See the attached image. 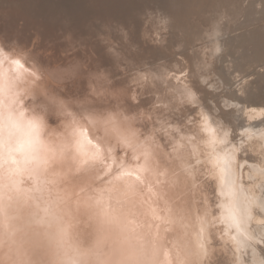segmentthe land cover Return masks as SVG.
Listing matches in <instances>:
<instances>
[{"label": "rangeland", "instance_id": "obj_1", "mask_svg": "<svg viewBox=\"0 0 264 264\" xmlns=\"http://www.w3.org/2000/svg\"><path fill=\"white\" fill-rule=\"evenodd\" d=\"M10 2L15 3L21 11L25 5L34 11L42 12L43 18L39 19H44L60 35L58 38L52 37L48 43L45 40L44 46H41L39 41L41 33L38 30L33 29L36 33L33 37L31 25L25 19L16 13L11 16L0 9V51L4 52L10 61L18 62L19 66L15 69H19L21 77L18 85L14 84L9 72L8 84L6 85L5 81L0 89V100L15 97L14 100L21 102L24 97L30 96L32 101H37L30 109L39 128L36 126V130L48 143L52 154L56 153L58 157L64 154L65 157L55 162L58 176L54 174V177L58 179L48 182L46 186L44 165L39 166L35 163V158L29 155L10 152L13 160L0 164V184L7 185L12 177L17 178L19 175L24 186L30 189L28 191L30 197L26 199L28 204L24 203L26 205L24 207L37 211L40 216L44 214V209H47L44 206L47 207L48 203L53 205L51 199L55 197L52 195L54 187L59 191V193L57 191L59 199L65 201L64 204L71 210L68 209V213H65L54 209L50 214L58 216L63 221L62 225L67 227L69 233L66 238L57 223L38 227L25 224L23 229L16 231L15 237L18 238L22 234L31 236L32 229L38 228L42 238L49 236L54 241L69 238L78 246L77 243L81 245L80 229L83 231L86 227L85 230L88 231L93 227L96 234H91L92 236L87 239L93 240L92 244L96 243L94 248L97 251L93 249L88 253L90 259L88 258V262L85 259L86 264H100L103 257H111V264H120V259L124 260L129 254L128 240L120 231L119 224H113V231L109 230L110 228L106 230L101 224L98 229L93 222L98 213L92 215L89 212L83 217L78 205L93 203L97 209L102 202L100 199L102 195L99 193L104 194V199L108 196L106 193L110 187L114 191L120 189L123 191L129 186L131 188V185H138L141 181L127 177L122 165L117 168L112 166L110 172L108 170V175H94V172L103 171L106 166L108 168L112 160L110 150L106 155L101 154L104 150L98 147L99 143L101 144L99 139L98 145H93L95 128L88 126L90 118L87 117L83 123L77 116L74 123L67 119L69 115L74 114L66 112V109H60L59 103L53 102L57 104L56 107L45 100L49 105L45 109L40 105L44 103L40 101L42 96L45 98L44 85L50 83L48 72L52 68H48L52 65H63L65 61L61 57H65V52L70 54L76 52L78 59L88 65H91V61H97L95 63L99 67L98 70H101L104 77L103 85L109 86L115 92L116 105L122 104L124 113H127L126 116L129 118L130 128L133 129V137L126 136L127 145L112 151L115 153L119 151L117 157L121 158L132 150L140 149L139 160L145 162V165L148 163L142 174L148 175V167L155 173L154 175L149 170L151 175L160 182L159 189L156 187L158 194L155 193V200L165 197L163 201L173 202V206L168 208V216L173 220L169 244L173 262L177 264L180 262V253L187 254L184 247L188 246L192 251V257L199 264L202 263L203 252L208 250L213 251L209 256L213 260H220L222 250H226L228 258L234 256L231 264H239L238 254L245 264H264V221L256 219L261 212L264 218V152L260 150L263 154L259 153L261 157L257 158L252 142L257 135L264 138V105L259 103L264 101V84L260 77H257V73L253 72L257 66L250 67L264 59L258 60L257 56L252 55L253 47L250 43L254 39L260 41L263 36L260 34L252 38V35H249L238 40L234 37L239 30L249 25H257V28L264 24V21L260 20L246 23L244 16L252 15L251 1L177 0L175 3L173 0H10ZM192 8L197 9L189 12ZM192 15L203 19L198 20L201 25L190 24ZM52 16L64 22V28L68 29L74 38H80L82 46H91L94 61L88 58L79 44L67 42L64 33L55 28L57 22L52 20ZM47 47L54 48L48 50ZM54 52L58 57L51 60L50 54ZM89 53L92 54L91 51ZM72 61L71 58L66 63ZM46 62L50 64L44 67ZM230 62H233L234 69L224 72L225 64ZM1 71L3 73L4 70ZM38 73L41 81L36 79ZM234 75L236 77L231 83L228 78ZM74 76L66 77L65 69L59 68L56 80L61 84H67L73 82ZM80 76L81 74L75 79H79ZM83 77L86 90L81 85L83 87L79 86L81 92L98 99L101 92L99 91L98 95L94 93L87 76ZM246 81L250 82L245 84ZM25 91L30 94L24 95ZM58 97L55 95V99ZM249 101L254 103L257 107L255 110L260 112V115L257 116L251 111ZM63 103L68 105L66 101ZM97 103L102 105L100 101ZM101 107L103 109V106ZM115 112L121 114L117 109ZM105 118L113 125L119 122L115 117ZM107 120L103 119L101 122L97 120L103 131L110 126ZM0 129L5 132H2V138L10 135V128L3 126L2 121ZM13 137H16L15 134ZM131 138L137 142L134 143ZM16 142L15 139L4 140L2 145L9 150V144L13 145ZM261 143L264 149V141ZM212 151L215 153L213 156L210 154ZM37 154L40 156L39 151ZM23 156L27 162L20 165ZM212 164L214 168L210 169ZM16 168L17 172L14 171ZM216 171H220L219 178L212 177V180H208L209 177L206 176ZM35 176L37 184H34ZM208 182L211 185H206ZM101 185L106 187L104 192L94 189ZM140 185L137 186L139 188H134L138 193L141 188L143 190V187L147 186L143 181ZM152 185L150 183V186ZM145 188L151 190L150 187ZM206 198H212L209 204L216 210V214L206 210ZM18 206L17 204L15 207ZM161 211L163 210L159 208L157 212ZM27 212H23L21 219H25ZM10 213L17 215V211ZM21 219H15L13 222H19L23 226L25 221L21 222ZM215 220L217 224L213 223ZM5 222L7 223L0 221L1 228ZM187 229L188 236L185 234ZM215 230L219 239L215 238ZM229 234H233L232 237ZM94 236H101L102 239H95ZM162 240V243L167 242L164 238ZM216 241L224 245H218ZM55 244L56 242L51 246L54 247ZM226 245L229 249H226ZM12 247L15 249L14 244ZM9 248L6 245L0 246V254L7 252ZM204 260L208 263V259Z\"/></svg>", "mask_w": 264, "mask_h": 264}, {"label": "bare ground", "instance_id": "obj_2", "mask_svg": "<svg viewBox=\"0 0 264 264\" xmlns=\"http://www.w3.org/2000/svg\"><path fill=\"white\" fill-rule=\"evenodd\" d=\"M173 1L175 3L177 2V0H173ZM250 1L252 4L251 6L252 15L244 16L246 23L250 24L259 20L264 21V0H257V1L250 0ZM125 5L126 3H124V6ZM23 7L24 10L21 11L19 10V7H17L15 3L10 2V0H0V9L3 12L11 16L15 15L16 13L19 17H22L31 25L30 26L28 24L32 29L30 31L31 32L33 31L32 32L33 37H35L36 35L34 30L35 31L38 30L39 33H41L40 35L41 39L39 40L41 46H44L45 40L48 43L49 39H52V37L58 38V35L60 34L59 33L57 34V32H55V29L51 28L50 25L46 23L44 19H39L41 17L43 18L42 12L34 11V9H31L29 6L24 5ZM202 7L206 8L204 6ZM196 9L192 8L191 10H189V12H194ZM185 10L187 11L188 9L185 8ZM49 12L52 14L51 10ZM261 12L262 15L260 16ZM44 13L46 14L47 12ZM35 16H37V18H35ZM51 18L54 22H57L55 28L57 27L59 31H62L64 33L65 36L64 38L67 40V42L69 43L74 42L76 44H79L81 46V50L87 54L88 58L94 61V53L91 46L89 45L82 46L83 45L81 42L82 40L80 38H74V36L71 35V32H69L68 29L66 30V28H64L63 26L65 25L64 22L62 21L60 22L59 19H56L54 16H52ZM198 20L202 21L203 19L192 15L190 18V24L192 26L201 25ZM256 26L257 25H249L239 30V33H237L234 37L236 38V40H238L244 36L252 35V38H254L256 35L261 34L263 37L262 39H260V41H258V39H254L251 40L250 43L251 46L253 47L252 55L257 56L256 59L262 60L264 58V24L257 28ZM41 46L40 49L42 48ZM52 48L54 47H47L48 50H52ZM90 51L92 52V54L89 53ZM1 53L4 55V52ZM54 53H52V55L50 54V57H52L51 60L53 59L55 60V58L58 57L57 53L55 54ZM3 55L0 54V74H1L0 89L2 86H4L3 83H5V81H6V85L8 84L9 81L8 77L10 76L9 72L13 77L11 80L14 82V84L16 83L18 85L17 82H19L21 78L19 69H15V67L19 66L18 62L15 60H13L12 62L7 58V56L5 55L3 56ZM77 56L78 53L76 52H74V54L65 52V57H61V59L64 58L65 61L63 65H58V66L52 65L50 68H48V69L52 68L51 71L48 72L50 83H48V85L47 84L44 85V88H46L43 92V94H45V98L43 96L41 97L42 100L40 101H43L44 103H41L40 105H42V107H44L45 109L47 106H49L45 102V100H47V102L50 101L53 104V106H56L59 103L60 109L62 110L66 109V112H71L74 114V115H69L67 117V119L72 120L74 123L76 122L77 116L81 118V121L83 123L86 121V119L90 118L89 120L90 122L88 121V126L92 127L93 129L95 128L93 145L96 146L98 145L97 139H99L100 141L101 138L107 139L105 143H101V144L99 143L98 147L104 150L103 152L101 151V154L103 153L104 155L108 154L109 152L108 150H110V157L112 163L110 164V166H108V168L107 166L106 168H103V171L94 172V175L97 176H99L100 174L108 175V170L110 172L112 166L117 168L118 166L122 165V169L125 172L124 174L127 177L129 176L132 179L134 178L138 182L141 181L138 185L142 184V181L145 182V184H147V186L143 187V190L141 188L139 193L138 191H136V189H134L135 187L138 186L137 184L134 186L131 185L132 189L130 188V186L127 187L126 185L124 186V188L126 187L127 188L124 189L123 191L121 189L119 191L115 190L117 193L114 191L113 188L111 187L109 189L107 188L108 190L106 195L108 196H105L104 199H103L104 194L99 193L100 195H102L100 197L102 202H100L101 206L98 205L97 209L93 205V203L87 204L86 202L84 205L81 203L82 206L78 205L81 211V216L84 217L86 213L89 212H91L92 215L98 213L97 218L93 220L95 225L98 226V229H100V224H101L102 226L104 225L106 227V230H108L107 228H110L109 230L113 231L114 229V228L112 229L113 224L117 223L120 225L121 227L120 231L122 232V234L126 236L128 240L127 242L129 244V251H127V253L129 254L126 256L124 260L120 259V264H177L176 262H173L171 248L169 247V244L171 243L170 240L172 234L170 226L173 220L170 219V217L168 216V208L170 206H173V202L163 201L165 197L163 199L160 197L158 200H155L154 195L155 193L158 194L157 188L159 189L160 182L157 178H154L151 175L149 170L154 175L155 173L148 167H147L148 175L142 174V170L144 168L146 169L148 163L147 165H145V162L139 160L138 151H140V149H138L137 151L132 150L122 155L123 157L121 158L117 157L119 156V151L117 152L118 154L115 153L114 151L120 149V147H125L127 145V144L125 145L127 141L126 136L133 137V129L132 127L130 128L129 118L126 116L127 113L126 114L124 113L125 110L122 104L116 105L117 99L115 92L109 86L103 85L104 77L102 76L101 70H98L99 67L95 63L96 60L94 62L91 61V65H88L87 63L80 61ZM71 58L73 59V61L67 64L66 61L68 62V60H70ZM47 64L50 63L46 62L44 67H46ZM263 64H264V59L254 65H251L250 67H253L255 65L257 66V68H255L253 72L257 73V77H260L261 82L264 84ZM224 67H225L224 72L234 69L233 62L226 63ZM59 68L61 70L65 69L66 77L74 76L76 74L72 78L73 82L71 83L67 82V84H61V82L59 83L56 80L57 78L56 74L59 72ZM1 69L4 70L3 73ZM80 74H81L80 78L76 80L75 78H77ZM84 75L87 76L88 82L95 91L94 93L98 95V92L99 91L101 92V95H99L98 99L93 97L92 95L90 96V94L82 93L81 89H79L80 87L84 86L85 87L84 89L86 90V85L83 79ZM36 76H37L36 79H38V81H41L40 73L36 74ZM235 77L236 75L229 76L228 80L232 83ZM250 81H246L245 84H247ZM37 85H39V83H37ZM39 86H43V84ZM240 90L241 88H239V91ZM29 94L30 93L26 91L24 93V95H29ZM55 95L59 97L55 99ZM14 99L15 97H10V99L0 100V121L3 122V126H8V128H10L11 130L10 135H8L5 138H2V132L4 131L0 129V164H2V162L7 163L8 161L13 160L12 154L10 152H14L16 154L23 153L24 155H29L30 157L35 158L36 164H38L39 166L41 164L44 165L46 169L44 180H45V185L48 186L47 185L48 182L51 183L55 178L58 179V177H54V174L58 176V169L56 167L55 162H59L61 157H65V156L63 153H62L63 156H59V157L56 153L52 154L48 148L49 146L48 143L44 141V138L36 130L37 125L35 124L30 109L37 104V101L35 102L33 100L34 101L33 102L30 96L24 97V99L21 102H18L17 100ZM63 101L68 102V105H65ZM98 101H100L102 105L101 104L99 105L97 103ZM53 102L57 104L55 105ZM70 103L72 106L70 105ZM259 103H261V105H264V101ZM249 104H251V111L257 116L260 115V112L255 110V108L257 109V107L254 105V103H251L249 101ZM101 106H103V109H101L102 108ZM15 107H17V109ZM116 109L119 110L121 114L115 112ZM17 111H19V113ZM105 117H112V118L115 117V119L118 120L119 122L118 124H114V125L110 124V122L107 120L108 118ZM103 119L109 122L110 126L107 128L108 130L105 129L103 131L99 126V122L103 121ZM97 120L99 122H97ZM13 134H15L16 137H13ZM12 139H15V141L17 140V142L14 143L13 145L9 144L10 146L9 150L5 149L2 145V142H4V140H12ZM132 141L134 143L137 142L135 140ZM262 141H264V138L262 139L261 135H257L252 140L253 145L255 146L254 150L257 158L261 157V155L264 152L262 146L263 143H261ZM89 142L90 143L92 142V138L89 139ZM116 145L118 146V148ZM112 149L114 151H112ZM260 150H263V152L261 151L262 154ZM38 151L40 153V156H38L37 154ZM122 151L123 150H121V152ZM210 154L212 156L213 154L215 155L213 151L210 152ZM22 158L23 160L20 165H23L24 162H27L26 158L24 159V156ZM66 167L67 168L69 167L67 157H66ZM213 168L214 166L212 164V167L210 169ZM23 169H25V167H23ZM14 171L17 172V168L16 170L14 169ZM219 175H220V171H216L212 175L210 174V176H206V177H209L208 180H212V177L217 179L219 178ZM12 178L13 179H10V182H7V185L0 184V221L1 222L7 221V223L5 222L6 224L2 223L3 228H1L0 226V246L6 245L9 248L10 245L12 247V244H14L15 249L13 247L11 249L10 247L7 252L4 251L2 254H0V264H86L85 259L86 262H88L87 261L88 258L90 259L88 253H91V250L95 249L94 246L96 245V243L93 244L91 243L94 242L93 240L87 239L89 236L96 234V231L93 227L88 231L85 230L87 229L86 227L83 229V231L82 229H80L79 234L81 236L80 235L79 236L81 239L80 242L81 245L77 243L78 246H76L75 242L73 240H70L69 238L63 239L65 243L63 240L54 241L52 238H49V236H47V238H42L40 236V231L37 230L38 228L32 229L31 236L22 234L18 238L15 237L16 231L23 229L25 224L37 225L38 227L39 225H54V223H57L56 225L60 227V231H62L63 235L66 238L69 231L67 227L64 226V224L62 225L63 221L58 216H52L50 214L54 209L56 211L61 210L64 211L65 213H68L70 208L68 207V205L64 204L65 201H61L59 199V196H57L58 190H56V188L54 187V189H52V195L53 197L54 196L55 197L54 199H51L53 205L48 203L47 207L44 206V208L47 209H44V214H42V216H40L37 213V211L27 210V208H25L24 206L28 204V201L26 199L30 197L28 193L30 189L27 186L26 187L24 186L19 175L17 178L16 177H12ZM35 179L36 182H34V184H37L38 183L37 176H35ZM150 183L153 185L150 186ZM206 185H211V183L208 182V184ZM145 187H150L151 190H147V188ZM94 189H96L99 192H104L106 190V187H103V185H101L95 187ZM258 189L260 190L261 186ZM152 192L153 194H151ZM114 199L117 201H115ZM211 199L212 198L205 199V203L207 205L206 210L208 212H212L216 214V210L213 208L211 204H209L211 202ZM17 204L19 206L16 208L15 206H17ZM33 204L38 205V203H33ZM159 208H161V210L163 211L157 212ZM13 211H17V215L10 213ZM24 211L25 212L28 211L27 215L25 219L24 218L21 219ZM262 215L263 213L261 212L256 219L264 221ZM15 219H21V222L22 220L25 221L24 225L22 226L21 224H19V222H13ZM106 223L109 224L107 225ZM213 223H216V220ZM77 224L79 228H81L79 223ZM6 229H8V231ZM188 231H189L188 229L185 231L186 236L189 235ZM214 233H215V238L217 237L219 239L218 232L215 230ZM232 235L233 234H229L230 237H232ZM229 236L228 238H230ZM97 238L102 239L101 236L95 237V239ZM163 238L166 239L167 241L166 243H162ZM54 242H56V244L54 247H52L51 244ZM215 243L218 245H224V243L222 242L216 241ZM184 249L186 250L187 254L183 255L184 252L180 253V262L178 264H199L198 261L196 262L194 257H192L191 249L188 246H185ZM226 249H229L227 245H226ZM64 250L65 253H63ZM211 252L213 251L211 250L204 251L203 252L204 256L200 255L203 259L201 264H208L207 262H205L204 259L207 260ZM110 258L103 257L101 259L100 264H111ZM233 259L234 256L228 258V252H226V250H222L219 260L220 264H231ZM237 260L239 261V264H245V261L242 260L240 254L237 255Z\"/></svg>", "mask_w": 264, "mask_h": 264}, {"label": "snow or ice", "instance_id": "obj_3", "mask_svg": "<svg viewBox=\"0 0 264 264\" xmlns=\"http://www.w3.org/2000/svg\"><path fill=\"white\" fill-rule=\"evenodd\" d=\"M106 138H101V143H105L106 142ZM208 264H220V261L217 260H213L211 257L208 258Z\"/></svg>", "mask_w": 264, "mask_h": 264}]
</instances>
